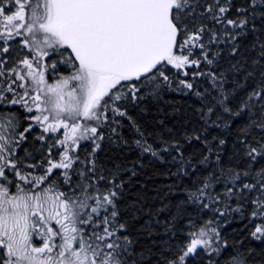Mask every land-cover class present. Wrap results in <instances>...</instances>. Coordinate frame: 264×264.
Here are the masks:
<instances>
[{
	"label": "snow or ice",
	"instance_id": "1",
	"mask_svg": "<svg viewBox=\"0 0 264 264\" xmlns=\"http://www.w3.org/2000/svg\"><path fill=\"white\" fill-rule=\"evenodd\" d=\"M0 264H264V0H0Z\"/></svg>",
	"mask_w": 264,
	"mask_h": 264
}]
</instances>
